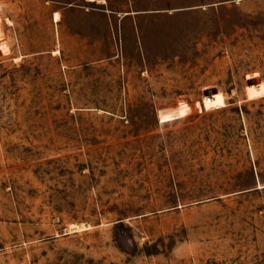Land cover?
Here are the masks:
<instances>
[{"label": "rangeland", "instance_id": "obj_1", "mask_svg": "<svg viewBox=\"0 0 264 264\" xmlns=\"http://www.w3.org/2000/svg\"><path fill=\"white\" fill-rule=\"evenodd\" d=\"M0 264H264V0L0 2Z\"/></svg>", "mask_w": 264, "mask_h": 264}, {"label": "bare ground", "instance_id": "obj_2", "mask_svg": "<svg viewBox=\"0 0 264 264\" xmlns=\"http://www.w3.org/2000/svg\"><path fill=\"white\" fill-rule=\"evenodd\" d=\"M89 1H94V0H89ZM59 16V15H58ZM58 16H56V20H58Z\"/></svg>", "mask_w": 264, "mask_h": 264}, {"label": "crops", "instance_id": "obj_3", "mask_svg": "<svg viewBox=\"0 0 264 264\" xmlns=\"http://www.w3.org/2000/svg\"><path fill=\"white\" fill-rule=\"evenodd\" d=\"M5 0H0V2H4Z\"/></svg>", "mask_w": 264, "mask_h": 264}]
</instances>
